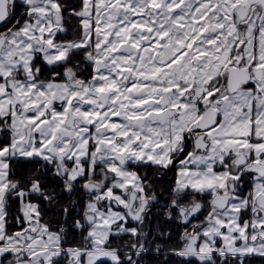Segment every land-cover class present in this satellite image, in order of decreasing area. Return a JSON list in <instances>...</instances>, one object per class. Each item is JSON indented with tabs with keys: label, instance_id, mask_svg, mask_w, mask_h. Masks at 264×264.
Segmentation results:
<instances>
[{
	"label": "snow or ice",
	"instance_id": "1",
	"mask_svg": "<svg viewBox=\"0 0 264 264\" xmlns=\"http://www.w3.org/2000/svg\"><path fill=\"white\" fill-rule=\"evenodd\" d=\"M19 4L0 0V264L264 258V0Z\"/></svg>",
	"mask_w": 264,
	"mask_h": 264
},
{
	"label": "flooded vegetation",
	"instance_id": "2",
	"mask_svg": "<svg viewBox=\"0 0 264 264\" xmlns=\"http://www.w3.org/2000/svg\"><path fill=\"white\" fill-rule=\"evenodd\" d=\"M70 2L76 3V2H78V0H70ZM16 10H17V13L22 11V8L20 7V4H19V0H17ZM75 23L76 22L73 20L71 23V26L69 27V36L65 37V38H72L71 37V31H72V27L75 26ZM2 30H3V28L0 27V31H2ZM139 171L147 172L148 176H150L154 180H156V182L158 184H166L172 178L171 172L168 173V175L163 177V179L161 180L156 175H154V172H155L154 169H140ZM165 227L171 228V236L169 238H167L166 241H158V242H166L169 245H178L179 244V234L182 231V228H180L175 223L166 224ZM153 256H154V254H153ZM169 260H170L171 264H180V258L170 257Z\"/></svg>",
	"mask_w": 264,
	"mask_h": 264
},
{
	"label": "trees",
	"instance_id": "3",
	"mask_svg": "<svg viewBox=\"0 0 264 264\" xmlns=\"http://www.w3.org/2000/svg\"><path fill=\"white\" fill-rule=\"evenodd\" d=\"M78 239V237H77ZM155 255V254H154ZM161 260L164 259L163 255H161L160 257ZM105 264H108V262H105ZM149 264H158L157 261H155V259H151L149 260ZM169 264H171L170 260H169ZM247 264H264V258H261V257H254V258H251Z\"/></svg>",
	"mask_w": 264,
	"mask_h": 264
}]
</instances>
